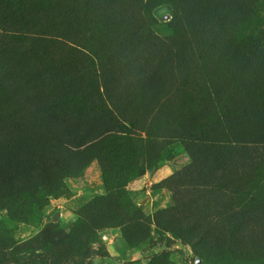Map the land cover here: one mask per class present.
<instances>
[{"label": "rangeland", "instance_id": "obj_1", "mask_svg": "<svg viewBox=\"0 0 264 264\" xmlns=\"http://www.w3.org/2000/svg\"><path fill=\"white\" fill-rule=\"evenodd\" d=\"M0 264H264V0H0Z\"/></svg>", "mask_w": 264, "mask_h": 264}, {"label": "trees", "instance_id": "obj_2", "mask_svg": "<svg viewBox=\"0 0 264 264\" xmlns=\"http://www.w3.org/2000/svg\"><path fill=\"white\" fill-rule=\"evenodd\" d=\"M68 152L70 153V150H68Z\"/></svg>", "mask_w": 264, "mask_h": 264}]
</instances>
